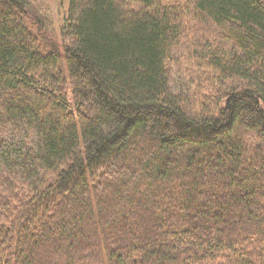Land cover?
<instances>
[{"label": "trees", "instance_id": "16d2710c", "mask_svg": "<svg viewBox=\"0 0 264 264\" xmlns=\"http://www.w3.org/2000/svg\"><path fill=\"white\" fill-rule=\"evenodd\" d=\"M30 4L0 0V264H264V0H69L58 36Z\"/></svg>", "mask_w": 264, "mask_h": 264}, {"label": "rangeland", "instance_id": "374dc122", "mask_svg": "<svg viewBox=\"0 0 264 264\" xmlns=\"http://www.w3.org/2000/svg\"><path fill=\"white\" fill-rule=\"evenodd\" d=\"M68 3L69 0H31L29 8L31 19L34 22L35 20L37 21V19L43 21L46 23L45 26L47 30H49L51 33H54L55 35L57 34L58 36L60 35L61 28L64 25V17L68 10ZM62 58L64 59L63 55ZM183 62H181V64H183ZM70 96L71 90H69L68 93L69 101Z\"/></svg>", "mask_w": 264, "mask_h": 264}]
</instances>
